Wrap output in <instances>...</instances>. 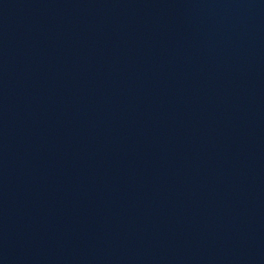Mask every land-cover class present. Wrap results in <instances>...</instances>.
<instances>
[{"label":"water","instance_id":"95a60500","mask_svg":"<svg viewBox=\"0 0 264 264\" xmlns=\"http://www.w3.org/2000/svg\"><path fill=\"white\" fill-rule=\"evenodd\" d=\"M0 264H264V0H0Z\"/></svg>","mask_w":264,"mask_h":264}]
</instances>
